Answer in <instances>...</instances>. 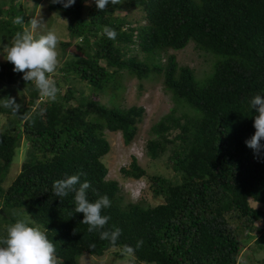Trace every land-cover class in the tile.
I'll list each match as a JSON object with an SVG mask.
<instances>
[{"label":"trees","instance_id":"16d2710c","mask_svg":"<svg viewBox=\"0 0 264 264\" xmlns=\"http://www.w3.org/2000/svg\"><path fill=\"white\" fill-rule=\"evenodd\" d=\"M11 3L0 5V15L12 16L0 17V33L15 35L23 26L14 23V16L26 22L30 16L22 0ZM124 3L140 8L145 23L133 26L116 16ZM48 8L69 20V40L60 41L63 50L76 46L84 51L65 62L59 59L62 74L53 76L59 89L54 102L24 81L23 73L14 72L12 63H0V75L6 71L10 83L19 80L30 91L27 103L22 102L18 114L13 112V128L0 130V237L27 214L48 229L62 264H81L79 251L103 256L114 249L123 258L125 245L135 248L137 260L148 263L239 264L246 240L260 234L257 243L264 246L262 228L256 225L260 212L250 203H264V153L257 158L245 144L255 133V110L248 101L264 95V0H122L104 11L95 2L89 7L76 0L68 8L50 1ZM105 26L115 29V40L102 35ZM190 41L222 56L203 80L192 67L180 64L176 54H168ZM133 46L148 60L141 61L138 53L129 56ZM123 71L140 80L159 74L185 109H172L155 123L146 145L151 159L168 157L176 178L148 175L136 156L121 169L127 177H148L153 195L163 200L156 205L125 201L122 185L108 177L103 161L112 148L106 131L120 132L124 143L131 144L145 107L108 106L69 86L77 78L94 90L109 86L111 92L112 79L123 77ZM24 137L25 159L5 187ZM77 172L86 174L81 182H91L90 201L98 195L110 198L111 206L102 214L111 217L108 228L122 229L115 244L88 232L81 223L83 213L75 212L74 193L54 195L53 182ZM138 241L143 243L136 248Z\"/></svg>","mask_w":264,"mask_h":264},{"label":"rangeland","instance_id":"374dc122","mask_svg":"<svg viewBox=\"0 0 264 264\" xmlns=\"http://www.w3.org/2000/svg\"><path fill=\"white\" fill-rule=\"evenodd\" d=\"M22 1L24 13H28L30 16L26 19H31L33 16H41L44 21L43 28L39 31L52 29L58 33L60 41L69 40V20L61 13L49 10L48 4L51 0H42L38 4L33 3L32 0ZM4 2H6V4L3 6H10L12 4L11 0H0V5ZM86 5L89 7L93 6L94 0H89V3ZM115 15L125 17L128 21L133 23V26L145 23L143 11L140 8L130 6L127 3H124L122 8L117 9ZM0 17L8 16L3 14L0 15ZM14 17L16 19V16ZM8 18H12V16H9ZM27 27H29V25L25 21L23 28ZM13 37V34H7L6 31L0 33V63L2 64L7 62L4 58L3 46L5 44L10 45ZM132 48H134V50L129 53V56L138 53L141 61L148 60L147 55L141 53L136 46H133ZM57 51L58 59H61L60 62H65L76 56H81L83 54L82 51L84 50L81 51L76 46H71L66 50H63L59 43ZM168 54H176L180 64L192 67L199 80H203L211 74L215 61L222 57L200 49L193 41H190V43L183 49L170 50ZM157 58H159V56H157ZM59 65L61 66V64ZM2 72V67L0 66V73ZM55 74L60 76L62 73L56 71ZM122 74L123 77L121 78L118 76H116L117 78H115V76L113 77L115 79H112L111 87L112 89L115 88V90H111V92L106 90L109 86L105 87L106 89L102 91L94 90L90 85L77 78L72 79V84L70 83V85H68H72V87L75 86L79 90L84 89L87 96H97L103 104L108 106L128 108L133 105H139L145 107L146 112L144 119L139 124L138 134L131 144L126 145L124 143L120 132L106 131V137L110 140L112 148L111 151L103 157V161L109 168L108 177L118 180L122 185L125 201H140L143 204L156 205L163 200L153 195L148 177L140 179L127 177L123 174L121 169L123 167H128L132 158L136 156L139 163L147 170L148 175L157 173L163 174L169 178H176V172L168 165V157L164 156L156 160L151 159L147 154L146 145L148 139L152 135L151 128L155 123L172 109H178V113H182L185 109L179 107L180 105L173 99L172 93L165 88L163 78L159 74H151L148 79L144 80H140L136 76H131L127 71H123ZM8 77L9 75L6 71L0 75V99L11 96L15 98L17 104L22 105V102L27 103L30 91L27 89L26 84L19 80L10 83ZM52 78L54 79V77ZM66 88H68V86L64 85L63 89ZM62 91L64 92L65 90ZM2 105L3 101L0 100V130H5L8 127L10 128L13 126L12 120L14 119V115L10 109ZM27 145L28 140L23 138L19 153L17 152L15 155L10 176L4 184L5 187H7L9 183L11 184L15 176L19 173L21 164L27 153ZM250 203L260 212V217L257 220L256 225L262 228V234H264V203L254 200H251ZM259 236L260 234H257L251 239L246 240L239 264H264V246L260 248L257 243V238ZM117 252L118 251L112 249L106 252L103 256H95L79 251V260L81 264H156L139 261L133 253L121 258ZM257 259L260 261L258 262Z\"/></svg>","mask_w":264,"mask_h":264},{"label":"clouds","instance_id":"9594fccd","mask_svg":"<svg viewBox=\"0 0 264 264\" xmlns=\"http://www.w3.org/2000/svg\"><path fill=\"white\" fill-rule=\"evenodd\" d=\"M51 2L68 8L73 6L76 0H51ZM94 2L98 10L104 11L109 3L117 5L121 4L122 0H94ZM85 3H89V0H85ZM14 23L23 26L24 17H16ZM27 24L29 27H22L21 31L15 33L10 45L3 46L4 58L14 65V72L23 73L24 81L32 82L39 93L54 102L59 91L52 78L60 63L57 51L60 43L59 35L52 29L39 31L44 24L41 16H33ZM102 35L115 40L118 34L115 29L105 26ZM0 100L3 101L2 106L18 114L21 105L16 103L14 97L7 96ZM248 103L250 109L255 110L253 123L255 133L245 141V144L259 158L264 153V143H262L264 141V95L256 94ZM19 149L20 147L16 153H19ZM83 175L86 174L77 172L55 180L52 184L53 193L59 198L74 193L75 212L83 213L81 223L88 225V232H98L101 240L115 244L122 235V229L115 225L108 228L111 217L102 214L111 206V200L105 194L98 195L95 201H90L88 190L92 185L87 179L81 182ZM47 232V228L38 225L27 215L16 219L7 227L6 235L0 237V264H62L56 256L55 244L48 238ZM142 243L143 241H138L136 248L142 246ZM134 251L135 248L129 245H125L122 249L125 255H130Z\"/></svg>","mask_w":264,"mask_h":264},{"label":"bare ground","instance_id":"6f19581e","mask_svg":"<svg viewBox=\"0 0 264 264\" xmlns=\"http://www.w3.org/2000/svg\"><path fill=\"white\" fill-rule=\"evenodd\" d=\"M168 78V77H167Z\"/></svg>","mask_w":264,"mask_h":264}]
</instances>
